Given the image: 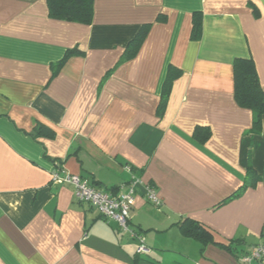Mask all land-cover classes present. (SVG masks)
<instances>
[{
  "label": "crops",
  "instance_id": "0c3cea01",
  "mask_svg": "<svg viewBox=\"0 0 264 264\" xmlns=\"http://www.w3.org/2000/svg\"><path fill=\"white\" fill-rule=\"evenodd\" d=\"M237 57L264 89V0H94L91 23L0 0V264H244L264 242V116L257 132L236 99ZM53 171L153 185L162 204L138 186L131 212L151 252Z\"/></svg>",
  "mask_w": 264,
  "mask_h": 264
},
{
  "label": "trees",
  "instance_id": "16d2710c",
  "mask_svg": "<svg viewBox=\"0 0 264 264\" xmlns=\"http://www.w3.org/2000/svg\"><path fill=\"white\" fill-rule=\"evenodd\" d=\"M49 6L50 15L54 18L64 19L68 21H77L82 23H91L94 14V0H47ZM147 26V25H146ZM201 21L198 16L194 19V33L193 36L197 37L200 34ZM146 27L142 28L132 44L127 49V54L133 56L136 52V47H132L133 43H138L144 36ZM70 51L69 53H72ZM234 79H235V96L238 102L244 106L252 108L254 111L253 129L257 132L261 131L262 119L264 116V89L260 82L258 69L256 63L252 57H237L234 61ZM174 68H170V74L168 80L172 79L174 75ZM47 130L48 127L39 125L37 134H41ZM202 128L198 126L197 133H200ZM209 134L208 130H205L202 137ZM199 135V134H197ZM202 226L196 223L187 226L185 229L190 233L201 235Z\"/></svg>",
  "mask_w": 264,
  "mask_h": 264
},
{
  "label": "built area",
  "instance_id": "2783aa9c",
  "mask_svg": "<svg viewBox=\"0 0 264 264\" xmlns=\"http://www.w3.org/2000/svg\"><path fill=\"white\" fill-rule=\"evenodd\" d=\"M54 181L66 182L74 185L76 200L88 203L97 208L105 217L118 223L119 228L137 238L139 254L151 252V247L147 245L143 233L131 226V212L135 203L136 190L138 186H143L146 198L155 205L162 204L156 188L145 183L140 178H134L130 182L129 189L125 192H113L107 189H100L88 182L86 178L79 174L53 171ZM244 264H262L264 260V242L255 244L252 249L245 253L242 258Z\"/></svg>",
  "mask_w": 264,
  "mask_h": 264
}]
</instances>
